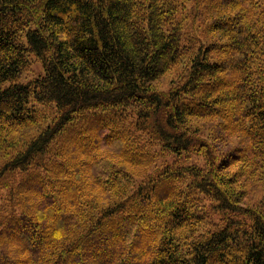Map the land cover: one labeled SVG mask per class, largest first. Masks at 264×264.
Masks as SVG:
<instances>
[{
  "label": "trees",
  "instance_id": "obj_1",
  "mask_svg": "<svg viewBox=\"0 0 264 264\" xmlns=\"http://www.w3.org/2000/svg\"><path fill=\"white\" fill-rule=\"evenodd\" d=\"M263 177L264 0H0V264H264Z\"/></svg>",
  "mask_w": 264,
  "mask_h": 264
},
{
  "label": "rangeland",
  "instance_id": "obj_2",
  "mask_svg": "<svg viewBox=\"0 0 264 264\" xmlns=\"http://www.w3.org/2000/svg\"><path fill=\"white\" fill-rule=\"evenodd\" d=\"M38 71L39 69L37 67H34L33 68V72L37 75L38 74ZM35 75V76H36ZM31 77V76H30ZM157 118L159 119H163L164 116H163V113H160L157 115ZM203 134H206L203 133ZM264 179V177H263ZM260 180L259 183L256 184L255 187H252L250 188V192L248 194V198L247 200L245 201V203L243 204L244 207H248L250 208V206L253 204V203H258V201L262 198L263 196V192H264V180ZM263 191V192H262Z\"/></svg>",
  "mask_w": 264,
  "mask_h": 264
}]
</instances>
